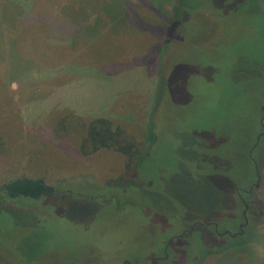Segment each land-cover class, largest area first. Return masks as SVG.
I'll return each mask as SVG.
<instances>
[{
    "label": "rangeland",
    "instance_id": "374dc122",
    "mask_svg": "<svg viewBox=\"0 0 264 264\" xmlns=\"http://www.w3.org/2000/svg\"><path fill=\"white\" fill-rule=\"evenodd\" d=\"M198 1L0 0V185L25 177L56 190L0 200V264H148L159 247L149 251L148 234L121 224L144 210L177 218L170 234L201 224L161 262L192 264L215 236L210 223L228 233L216 235L219 246L241 240L239 189L251 219L264 213V139L253 153L259 169L249 159L263 115L264 0ZM101 118L123 130L131 152L145 149L129 179L132 156L117 147L80 151ZM235 163L239 177L220 171ZM256 229L226 264L249 250L264 264Z\"/></svg>",
    "mask_w": 264,
    "mask_h": 264
},
{
    "label": "trees",
    "instance_id": "16d2710c",
    "mask_svg": "<svg viewBox=\"0 0 264 264\" xmlns=\"http://www.w3.org/2000/svg\"><path fill=\"white\" fill-rule=\"evenodd\" d=\"M192 1H193L192 5L194 7H197L199 1L198 0H192ZM128 21L131 25L136 24L144 28V26H142L143 23H141L140 20L139 22H136L135 19L128 20ZM123 136H124L123 130L118 126H112L109 120H105L102 118L95 119L88 125L87 136L85 137L84 141L82 142L80 146L81 147L80 151L83 154H92L102 148L117 147L118 151L124 152L132 156V159L130 160L133 161L135 166L133 168H130V166L127 167V169L130 170V172L127 173L128 179H129V177H131L133 174L137 172L139 164L141 163L142 157L145 155V152H144L145 149L143 151L141 150L139 153L136 152L134 154L133 152H131V149H132L131 143L126 142L125 141L126 139H124ZM258 144H261V142ZM88 147L90 148L89 150H88ZM258 172L260 171L258 170ZM262 172H264V169H262ZM256 179H258V177H256ZM127 180H122V181L120 180L118 182L119 184L122 185ZM55 194H56L55 187L46 184L41 179L23 177V178H17L14 180H10L0 185V200H3L4 202L7 200H16L20 198L38 200L40 198L47 197V196H53ZM249 211H250V207L247 212V216L249 218V224L244 229V233H243L244 235L243 234L240 235L241 236L240 241H237V240L236 241L232 240L230 242L224 241L222 243V246H219L217 244V241L214 235H207L206 237L210 244V247L206 248V245H205V247L203 248V244H202V247H200L202 248L200 249L201 250L200 254H198V256L194 255L198 258V261L197 263H192V264H201L202 260L209 255L214 256V259H215L214 264H219L221 261H225L224 263L226 264L229 262V259L231 258V256L233 259L236 253L243 252L248 247L249 243L255 242L257 239L256 235H245V232L250 227V225L251 226L253 225L257 229L263 228L264 227V213L259 215L258 218L254 221L253 219L250 218ZM250 251L251 250H249L244 256L237 257L234 260L238 264H253V262L256 260V257L253 259V256Z\"/></svg>",
    "mask_w": 264,
    "mask_h": 264
},
{
    "label": "flooded vegetation",
    "instance_id": "af4514ba",
    "mask_svg": "<svg viewBox=\"0 0 264 264\" xmlns=\"http://www.w3.org/2000/svg\"><path fill=\"white\" fill-rule=\"evenodd\" d=\"M262 118L260 119V132L257 136V139L255 141V143L253 144L252 148L249 151V159L252 162L253 165V169L257 170V163L255 162V158L253 156L254 151L258 148V143H260L263 139H264V104L262 106ZM239 155V154H238ZM237 155V156H238ZM238 159L236 160V162H240L238 161L240 159V157H237ZM236 164V163H235ZM238 165L236 164V167ZM211 173L213 174H218V169L212 165L210 167ZM220 171L224 172V173H232V175L234 177H239L243 171L242 168H240V166H238L237 168H233V170H230L228 168H225L224 166H222L220 168ZM258 177V175L256 176ZM258 181V180H257ZM258 184L254 183L245 189V193L250 196L252 195V192L254 191L255 187H257ZM210 191H207L206 193H203V195L206 198H209L210 193L212 192V190L209 188ZM239 191H241V189H239ZM236 192L238 199L240 200L243 209L241 210V216H242V223L240 224L239 228H238V232L235 233L234 235H242L244 233V229L247 227L249 221H248V217H247V212L249 210L250 207V203L252 201H250V199H246V198H242L240 192ZM218 192V191H215ZM214 192V193H215ZM213 193V192H212ZM248 200V201H247ZM129 202V201H128ZM176 205V204H175ZM180 206V210H185V207L181 204H178ZM212 207V206H211ZM142 215H140L141 217L139 221H136L134 219V216L132 217H128L125 221L121 222V224L123 223V225L126 226L125 231L128 233V235H146L148 234L150 236L151 239V246L149 247V251L151 249H154V247H159V249L161 250V255L159 256H150L148 264H161V262L163 261H167L169 259V255H168V248H169V243L173 240H177L179 238H181L182 235L192 231L196 226L201 225L198 221L194 222V224L191 225V227H187L186 228H182V230L177 233V234H170L168 233L170 230V226L171 225H177V223H179V220H177V218H172L166 215H162L163 213L159 212V211H141ZM157 213L160 215V218H158L159 215H157ZM169 217V218H168ZM168 218V219H167ZM209 225L213 226V231L215 232V237L216 235L220 236H224V235H228L227 232H221L218 231L217 229V225L214 223H210ZM124 230V229H123ZM166 235H169L168 239L166 242H163V245L161 243V239L164 235L165 237ZM164 241V240H163ZM107 264V263H104ZM122 264H131L128 261H123Z\"/></svg>",
    "mask_w": 264,
    "mask_h": 264
},
{
    "label": "water",
    "instance_id": "95a60500",
    "mask_svg": "<svg viewBox=\"0 0 264 264\" xmlns=\"http://www.w3.org/2000/svg\"><path fill=\"white\" fill-rule=\"evenodd\" d=\"M234 236H237V235H234Z\"/></svg>",
    "mask_w": 264,
    "mask_h": 264
}]
</instances>
